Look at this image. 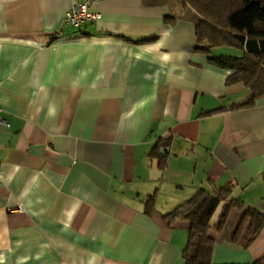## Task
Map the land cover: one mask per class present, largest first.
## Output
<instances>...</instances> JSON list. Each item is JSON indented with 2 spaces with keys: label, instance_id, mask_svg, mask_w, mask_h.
<instances>
[{
  "label": "crops",
  "instance_id": "0c3cea01",
  "mask_svg": "<svg viewBox=\"0 0 264 264\" xmlns=\"http://www.w3.org/2000/svg\"><path fill=\"white\" fill-rule=\"evenodd\" d=\"M77 1L0 0V264H184L186 223L162 215L199 189L232 182L264 212V96L232 108L250 90L208 61L225 47L196 50L179 0H95L98 21L65 24ZM241 211L213 264L264 254V226L230 239Z\"/></svg>",
  "mask_w": 264,
  "mask_h": 264
},
{
  "label": "trees",
  "instance_id": "16d2710c",
  "mask_svg": "<svg viewBox=\"0 0 264 264\" xmlns=\"http://www.w3.org/2000/svg\"><path fill=\"white\" fill-rule=\"evenodd\" d=\"M183 6L191 7L199 19L195 23V48L209 53L212 48L230 47L241 51L239 56H209L208 61L218 67L232 70L226 83L241 82L250 90V96L232 104V108L252 107L264 96V0H179ZM169 140V139H168ZM168 143L159 138L150 155L158 156L164 167V156L160 148ZM234 184L227 183L210 190L201 188L179 203L162 217L168 222H185L188 238L182 251L184 264H213L212 249L216 241L212 233H221L233 207L242 211L233 228L230 239L246 247L264 226V212L245 207L236 198L230 197ZM224 208L217 222L211 218L218 205ZM155 194L144 201V211L150 214L154 208ZM251 264H264V254Z\"/></svg>",
  "mask_w": 264,
  "mask_h": 264
},
{
  "label": "built area",
  "instance_id": "2783aa9c",
  "mask_svg": "<svg viewBox=\"0 0 264 264\" xmlns=\"http://www.w3.org/2000/svg\"><path fill=\"white\" fill-rule=\"evenodd\" d=\"M95 0H80L73 3L64 17V23L80 26L85 23H94L101 18V13L93 11L91 5ZM0 123L6 124L7 120L0 115Z\"/></svg>",
  "mask_w": 264,
  "mask_h": 264
},
{
  "label": "rangeland",
  "instance_id": "374dc122",
  "mask_svg": "<svg viewBox=\"0 0 264 264\" xmlns=\"http://www.w3.org/2000/svg\"><path fill=\"white\" fill-rule=\"evenodd\" d=\"M222 52L227 54V55H230V56H239V55H241V51H239L238 49H235V48H230V47L223 48Z\"/></svg>",
  "mask_w": 264,
  "mask_h": 264
}]
</instances>
